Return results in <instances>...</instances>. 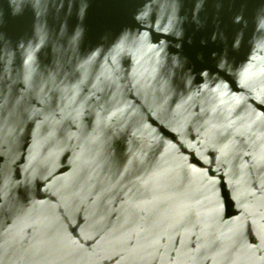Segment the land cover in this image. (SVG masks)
Returning a JSON list of instances; mask_svg holds the SVG:
<instances>
[{"label": "water", "instance_id": "1", "mask_svg": "<svg viewBox=\"0 0 264 264\" xmlns=\"http://www.w3.org/2000/svg\"><path fill=\"white\" fill-rule=\"evenodd\" d=\"M0 264H264V0H0Z\"/></svg>", "mask_w": 264, "mask_h": 264}]
</instances>
